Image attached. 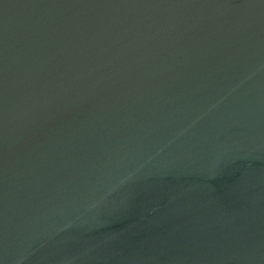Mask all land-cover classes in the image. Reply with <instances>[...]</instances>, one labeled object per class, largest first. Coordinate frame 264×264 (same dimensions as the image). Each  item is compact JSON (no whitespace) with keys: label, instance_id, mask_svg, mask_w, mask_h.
Wrapping results in <instances>:
<instances>
[{"label":"water","instance_id":"95a60500","mask_svg":"<svg viewBox=\"0 0 264 264\" xmlns=\"http://www.w3.org/2000/svg\"><path fill=\"white\" fill-rule=\"evenodd\" d=\"M0 264H264V0H0Z\"/></svg>","mask_w":264,"mask_h":264}]
</instances>
